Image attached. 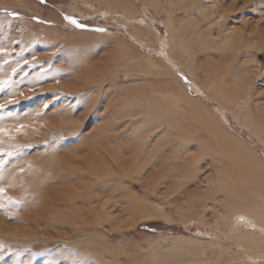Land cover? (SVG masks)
I'll list each match as a JSON object with an SVG mask.
<instances>
[{
    "label": "rangeland",
    "instance_id": "rangeland-1",
    "mask_svg": "<svg viewBox=\"0 0 264 264\" xmlns=\"http://www.w3.org/2000/svg\"><path fill=\"white\" fill-rule=\"evenodd\" d=\"M191 1L0 0V220L10 232L0 235V264H264L253 262L263 246L239 249L244 228L229 231L234 214L244 224L237 212L264 217V0H218L203 18L205 0ZM101 122L97 146L88 134ZM139 133L148 145L165 136L155 167L180 170L166 188L144 179L150 165L126 174L100 146L118 149L115 135ZM97 154L111 178L88 174ZM41 158L57 162L33 167ZM27 175H49L44 190L67 184L69 195L105 183L118 201H91L87 226L71 201L27 191Z\"/></svg>",
    "mask_w": 264,
    "mask_h": 264
},
{
    "label": "bare ground",
    "instance_id": "bare-ground-1",
    "mask_svg": "<svg viewBox=\"0 0 264 264\" xmlns=\"http://www.w3.org/2000/svg\"><path fill=\"white\" fill-rule=\"evenodd\" d=\"M191 1V0H190ZM193 1H191V3H192ZM218 2V0H205V4H206V6H207V8L204 6V8L203 9H200L201 7H199L198 8V10H197V12H198V15L200 16V17H206L207 15L209 16V15H212L213 14V11L215 10V9H219V8H221V6H218L217 4L219 3H217ZM190 3V4H191ZM195 2H193L192 4H194ZM222 3V2H221ZM181 4V3H180ZM204 4V3H203ZM204 4V5H205ZM182 5V4H181ZM185 5V4H184ZM220 5V4H219ZM226 5H228V4H226ZM225 5V6H226ZM222 6H223V4H222ZM232 6V4L231 5H229V6H226V7H228V8H230ZM221 10V9H220ZM223 11V10H222ZM108 13V12H107ZM127 13V12H126ZM125 13V14H126ZM219 14L215 17L216 18V22L218 23V20H220L221 18H222V15L220 14L221 12H218ZM106 14V13H105ZM124 14V15H125ZM217 14V13H216ZM215 14V15H216ZM125 20V19H124ZM129 20V19H128ZM133 20V19H132ZM254 31V30H253ZM231 33V32H230ZM232 35L233 34H231V37H232ZM229 37V36H228ZM90 65V64H89ZM97 66H99V65H97ZM104 67V66H103ZM95 68H96V65H95ZM97 69V68H96ZM149 70V69H148ZM80 76V75H79ZM91 81H93V80H91ZM78 83V82H77ZM76 82H75V84H77ZM81 83V82H80ZM242 83V82H241ZM85 85V84H84ZM88 85V84H87ZM240 85V84H239ZM75 86V85H74ZM79 86V85H78ZM83 86V85H82ZM79 87H81V86H79ZM79 87H77V88H79ZM72 88H74V87H72ZM77 88L75 89V90H77ZM82 89H83V87H81ZM237 88V87H236ZM71 89V88H70ZM151 89V88H150ZM219 89V88H218ZM84 91V90H83ZM220 92V91H219ZM218 92V93H219ZM216 93V92H215ZM223 95V94H222ZM222 95H219V94H217L216 93V96H217V98L219 99V98H221L222 97ZM224 96V95H223ZM236 97V96H235ZM87 98V100H88V98L89 97H86ZM91 98V97H90ZM82 101V100H81ZM88 101H90V99L88 100ZM88 101H87V103H88ZM186 101V100H185ZM110 102V101H109ZM223 102V101H222ZM221 102V103H222ZM232 102V101H231ZM107 104H108V102H106ZM111 103V102H110ZM234 103V102H233ZM220 104V103H219ZM223 104V103H222ZM237 104V103H236ZM92 106V105H91ZM106 106V105H105ZM110 106V105H109ZM223 106H225L224 104H223ZM227 106V105H226ZM234 105H232V107H233ZM228 107H230V105L228 106ZM107 108V107H106ZM111 108H113V107H111ZM108 109V108H107ZM107 109H105V110H107ZM196 111V110H195ZM105 112V111H104ZM106 113V112H105ZM128 114V113H127ZM130 114V113H129ZM238 115V114H237ZM107 116V115H106ZM129 116V115H128ZM201 116V115H200ZM199 115H198V117H200ZM51 117V116H50ZM64 118H61V120L62 121H64L65 119H69L68 117L69 116H63ZM130 117H132L131 115H130ZM100 118H102V117H100ZM210 119V118H209ZM69 120H72V119H69ZM206 120V119H205ZM62 121H60V122H62ZM54 122V121H53ZM60 124V123H59ZM62 124V123H61ZM98 124V123H97ZM214 125V124H213ZM99 126V125H98ZM110 126V125H109ZM207 126V125H206ZM208 126H210V125H208ZM249 127V126H248ZM110 128V127H109ZM141 128V127H140ZM255 128H257V127H255ZM106 129H107V127L104 125V124H102V122H101V124H100V126L99 127H97V129H95V130H93L91 133H89L88 135V137H91V139L90 140H94L95 142V144H98L97 146H99V144H101V142L102 141H99V139H101L100 137H99V135H100V133H104L105 131H106ZM211 129V128H210ZM135 130H138V129H135ZM108 131H109V129H108ZM111 132L113 131L114 132V130H110ZM260 131V130H259ZM112 132V133H113ZM110 133V132H109ZM211 133V132H210ZM215 133V132H214ZM122 135V134H121ZM107 136V135H106ZM87 137V138H88ZM99 137V138H98ZM113 137V136H112ZM115 137V141H117V144L118 145H116V146H120L121 148H112L111 149V147H109L108 146V144H104V143H102L103 145H100V146H103V148L105 149V152L107 153V156L109 157V159L113 162V164L115 165V167H117L118 169H120L121 171H123L124 173H126V172H129V174H130V172L132 173V170H134L136 167H137V165H139V167H140V171L141 170H144L145 169V167L146 166H148V165H150L151 167H150V169L152 168L153 169V171H147L146 172V175H145V177H144V179H146V181L148 182V183H150V179H151V174H154V177H155V180L157 181V183L158 184H160L161 183V185H163V187H165L166 188V186H164V183H165V181L166 180H168V175H169V173H173V174H178V172L180 171L179 169H173V168H168V169H166V170H164L163 169V167H160L159 169H156V167L155 166H157V165H162L161 164V160L163 159L162 158V153H163V151L161 150V146L162 145H164V142L166 141V139L161 135V136H156L155 137V139L152 141V144H149L148 145V143H147V139H148V137H149V135H146V136H144L143 134H141V133H139L138 135H136L135 137H134V139H135V141H132L131 139V136L130 137H128V135L126 136V135H122L121 137H117L116 135L114 136ZM106 139V138H105ZM105 139H103V140H105ZM218 139H220V138H218ZM86 140V141H85ZM89 140V139H88ZM109 141V140H108ZM82 144H84V145H87V144H85L86 142H87V139L86 138H84V139H82ZM105 142V141H104ZM108 143V142H107ZM110 143V142H109ZM151 143V142H150ZM218 143V142H217ZM219 144V143H218ZM80 145L81 144H79V146H77V147H75L74 149H66V150H62V151H64V152H62V154H61V156H60V158L61 159H64V158H66V160L68 159L69 160V158H67L66 157V155L68 156L69 155V153H70V155L69 156H71V155H73V156H75V153L74 152H76V150H79V148H80ZM94 146V145H93ZM237 149V148H236ZM95 150H96V148H95ZM63 153H65V154H63ZM86 154V153H85ZM79 155V154H78ZM87 155V154H86ZM68 156V157H69ZM85 156V155H84ZM91 156V155H90ZM59 157V156H58ZM86 157H88V156H86ZM153 157H158V158H156V160H159L158 162L156 161V162H153ZM59 158V159H60ZM79 158H80V156H79ZM83 159V158H82ZM161 159V160H160ZM38 160H40V162H38V163H36L35 165L33 164V167H35V166H41V167H45V166H47V165H54V163H56L57 161L56 160H51V159H49V158H45V159H43V158H41V159H38ZM65 160V159H64ZM87 161H88V163L89 164H92V166L91 167H89V169H88V174L89 175H91L93 178H95V179H99L100 177H104L105 179H106V177L107 178H111L112 177V175H113V172L111 171V169L107 166V164H105L104 163V161H103V158L99 155V154H97V156H95V157H89V158H87ZM231 161V160H230ZM67 162V161H66ZM69 162V161H68ZM73 162V161H72ZM60 164H61V162H60ZM78 163H76V165H77ZM171 165H173V164H171ZM78 166V165H77ZM56 167V166H55ZM171 167V166H170ZM23 168V167H22ZM234 168V167H233ZM242 168V167H241ZM173 169V170H172ZM149 170V169H148ZM253 170V169H252ZM262 170V169H261ZM172 171V172H171ZM254 171V170H253ZM59 172V171H58ZM255 173V172H254ZM58 173H56V177H58L59 178V180L58 181H60L61 182V180L60 179H62V178H60V176L59 175H57ZM126 174H128V173H126ZM223 174L224 173H219V180L221 181V183H222V185H227V184H229V181L230 180H228L227 178H226V176L224 177V179H221V175L223 176ZM51 175V174H50ZM174 176V175H173ZM13 177V179H12V183H10V185H9V190L11 191V193L13 194V193H15V194H17V192H15V191H17V189H15V187H17L16 186V184L14 183V181L15 180H17V176L15 175V174H13L12 173V176H11V178ZM178 177V176H177ZM185 178V177H184ZM48 180L49 181V179H50V177H49V175H44V176H40L38 179H35V178H29V176L27 175V176H25V184H27L26 185V187L29 185V187H27L26 189H27V191L29 190V192H31V194H35V195H44V194H47L48 195V198H50V199H52V201H59V200H57V198H62V202L64 203L65 201H71V205L72 206H74L75 207V210H76V212H77V214H79V216H80V218H82L83 219V222H84V224L86 225L87 224V226H90L91 224H89L90 222H87L88 221V218L90 217V215L92 214V212H93V210H94V207H91V204H90V202L92 201H96V200H98V201H103L106 197L104 196L105 194L107 195V199H105L104 201V205H105V207H106V205L107 204H111V202H113L114 204L113 205H116V201H118V198H117V193H118V195H119V191L120 190H118L117 188H114V190H113V195H111V193H105L106 192V188L108 187V185H106L105 183H101L100 184V186H98V188H97V191H95V193L92 195V194H90V192H88L89 190L88 189H86L88 186H92V184L89 182H86L85 184H84V186L82 187L83 189H82V193H78V192H76V190H75V188L77 187V185H73V187H72V189H74L73 191H75V192H73L72 191V193L69 195L68 194V192H69V190H68V187H69V185H67V184H63L64 186H62V184L60 183L59 184V187H56V184H53L52 185V183L50 184V186H48V187H46V189L44 190V187H45V181L46 180ZM152 181H154V180H152ZM174 182H177V180H175V179H173L172 181H171V183L170 184H173ZM179 182V181H178ZM178 184H180V183H178ZM58 185V184H57ZM61 185V186H60ZM174 185V184H173ZM56 187V188H55ZM156 186H153V188H155ZM153 188H152V190H153ZM179 188L180 189H182V191L184 192V191H186V190H184L183 188H182V186H179ZM42 189V190H41ZM71 189V190H72ZM173 189V188H172ZM171 189V186L170 187H167V189H165V191L162 193V194H164V195H167V191L169 192L168 194H172V190ZM103 190H104V192H103ZM175 190H177V188L175 189ZM40 191V192H39ZM176 192V191H175ZM181 192V191H180ZM177 193V192H176ZM67 195V196H64V195ZM116 195V196H115ZM19 197H21V196H19ZM128 199V198H127ZM129 200H132V197H129ZM199 202H200V200H198ZM137 204H135V206H141V209H143V208H145V203H143L142 201H139V200H137ZM112 205V204H111ZM191 205H193V204H191ZM195 205V204H194ZM60 206L61 205H59V204H56V203H54V205H53V207H52V209L51 210H53V211H56V212H59V211H61L60 209ZM104 207V208H105ZM107 207H108V205H107ZM134 207V206H133ZM37 208V206H33V204L32 205H30L29 203L27 204V211L28 212H31V211H35V209ZM137 208V207H136ZM234 210H235V208H234ZM105 211H106V214L108 215L107 217L109 218V215L110 216H112L113 214H111V212H109L108 211V209H105ZM144 211V210H143ZM237 212V211H236ZM237 214H240V215H242V217H243V221H244V224H237V222L234 220V215H236V214H234L232 217L233 218H231V219H233L230 223H229V231L231 232V233H235L236 231H239L240 229H242L243 230V228L246 230H244L245 231V233L242 235V236H240L239 238H238V241L240 242V244L238 243V247H239V249L240 248H243V246L242 245H244V244H248V246H250V247H252V248H255V249H260V248H263L264 247V238L262 237V236H260L262 233H264V217L263 218H260V216L259 217H256V216H253V215H251L250 213H248V212H243V213H239V212H237ZM264 214V213H263ZM63 217H65L66 216V214H61ZM230 215V214H229ZM224 216V215H223ZM67 217H69L68 215H67ZM113 217V216H112ZM112 217L111 218H109V221L111 222V219H112ZM146 217H147V215H146ZM28 218H29V220H32L36 225H40L41 224V222H44V220H42L40 223H36L37 222V220L35 219V217L33 216V215H30L29 214V216H28ZM220 218V217H219ZM114 219V218H113ZM112 219V220H113ZM108 220V219H107ZM205 221V220H204ZM242 221V222H243ZM203 222V221H202ZM19 227V226H18ZM16 228L14 231H15V233L13 234L14 236H17L18 234H20V227L19 228ZM250 230V231H249ZM23 231V230H22ZM25 231V230H24ZM27 231V230H26ZM9 231L7 230V229H4V224L1 222V220H0V235L2 236H5V234H9L8 233ZM19 232V233H18ZM260 232V234H257V233H259ZM241 235V234H240ZM232 236V235H231ZM235 236V235H234ZM237 244V243H236ZM242 244V245H241ZM245 247H246V249H247V245H244ZM263 246V247H262ZM244 249V248H243ZM250 251V250H249ZM259 251V250H258ZM257 255V254H256ZM260 258H262V260L264 259V248L262 249V251H261V254H259V255H257V256H254V258H253V262L255 261H257V260H259ZM193 264V263H192Z\"/></svg>",
    "mask_w": 264,
    "mask_h": 264
},
{
    "label": "snow or ice",
    "instance_id": "snow-or-ice-1",
    "mask_svg": "<svg viewBox=\"0 0 264 264\" xmlns=\"http://www.w3.org/2000/svg\"><path fill=\"white\" fill-rule=\"evenodd\" d=\"M72 23H75V21H72ZM2 87H3V82H0V88H2ZM0 108H2V105H0ZM5 134H6V130L3 128H0V137H2ZM8 155L11 156L12 153H8ZM2 157H3V154L0 153V170H2L3 167H5V163H4V160ZM2 179H3V175H2V171H0V180H2ZM4 191H5V189L0 187V195H3Z\"/></svg>",
    "mask_w": 264,
    "mask_h": 264
}]
</instances>
